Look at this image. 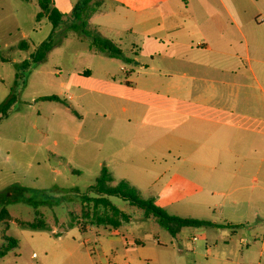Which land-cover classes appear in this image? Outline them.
Returning a JSON list of instances; mask_svg holds the SVG:
<instances>
[{
  "label": "rangeland",
  "instance_id": "rangeland-1",
  "mask_svg": "<svg viewBox=\"0 0 264 264\" xmlns=\"http://www.w3.org/2000/svg\"><path fill=\"white\" fill-rule=\"evenodd\" d=\"M77 1L55 0L64 14L56 36L60 42L45 61L23 68L49 37L52 25L47 18L37 21V0H0V103L11 91L17 96L8 117L0 122V198L5 199L12 185L40 191V200L48 195L45 200L55 204L39 209L46 223L57 229L23 228L19 221H32L34 208L26 202L7 205L12 219L8 225L0 222V248L7 243L5 234L14 237L18 246L0 258V264H174V245L180 254L191 251L192 237L199 242L205 239L195 230L207 227H186L173 237L155 217L146 218L143 209L117 197H111L112 202L130 216L118 234L106 226H91L86 232L69 226L71 213L81 214L80 194L95 183L103 166L115 182L129 181L143 198L155 199L172 215L209 220L218 213L199 214L193 199L204 196V191L189 198L192 191L174 180V172L183 171L182 158L177 156L183 119L168 112L181 103L168 92V77H159L150 41L120 28L119 17L133 21L123 5L134 7V3L95 0L103 10L89 20L92 29L123 50L124 59L96 54L90 39L77 31L63 34ZM22 42L28 48H20ZM53 95L60 101L41 99ZM68 194L71 200L58 203ZM208 232L215 233L220 243L227 239L237 247L240 239L246 240L250 246L240 247V252L254 253L250 264H264L258 256L264 230L243 226L229 229L228 236L213 229ZM138 246L142 249L133 253L131 262L126 251ZM67 247L71 254L64 255Z\"/></svg>",
  "mask_w": 264,
  "mask_h": 264
},
{
  "label": "crops",
  "instance_id": "crops-1",
  "mask_svg": "<svg viewBox=\"0 0 264 264\" xmlns=\"http://www.w3.org/2000/svg\"><path fill=\"white\" fill-rule=\"evenodd\" d=\"M127 1L133 21L119 17L121 30L150 41L159 77H168L167 90L181 103L168 112L183 119V171L174 180L192 191L189 198L204 191L193 201L199 214L218 211L209 221L264 230V0ZM102 10L100 4L91 20ZM175 142L174 135L177 149ZM207 228L229 235L230 228ZM208 229L195 230L205 239L192 237L191 251L180 254L174 245L172 263L250 264L254 253L240 252L246 240L220 243ZM141 249L125 255L133 262Z\"/></svg>",
  "mask_w": 264,
  "mask_h": 264
},
{
  "label": "trees",
  "instance_id": "trees-1",
  "mask_svg": "<svg viewBox=\"0 0 264 264\" xmlns=\"http://www.w3.org/2000/svg\"><path fill=\"white\" fill-rule=\"evenodd\" d=\"M31 1V0H25ZM40 11L37 15V21L42 18H47L51 25L52 30L49 37L43 41L36 51L31 55V60L24 62L23 68H28L32 62H42L47 58L48 53L60 42L56 41L57 31L61 28L64 14L56 7L54 0H37ZM100 6L99 2L95 0H78L72 10V22H70L65 28L64 33L68 30L77 31L82 36L90 39L91 48L96 54H103L110 58H124L123 50L111 39L102 36L95 29L89 26V20L97 12ZM20 48H28L26 42H22L19 45ZM20 73L17 74V77ZM43 100L60 101L57 96H45L41 97ZM17 100L16 94L11 91L9 96L0 103V122L6 119L9 112ZM5 193V199L0 198V222L9 224L11 215L7 209V205L26 202L31 205L35 210V218L32 221H19L21 227L31 230H44L52 231L50 225L46 223L45 216L40 211L39 207L43 204L54 205L50 199H39L40 191L31 190L29 188L12 185ZM11 193V195H10ZM28 194V196H27ZM111 197H117L124 201L129 202L133 206H137L144 211V216L149 218L155 217L165 230H167L173 237H176L183 228L186 227H213V228H230L236 229L241 226H235L231 224L215 223L209 220L179 217L168 213L163 207L156 204L155 199L143 198L139 190L134 187L127 180H120L115 182L112 172L106 166H103L100 174L88 190L81 193L79 198L82 203V209L80 216H76L71 213L70 227L77 226L81 232H86L91 226H106L113 229H118L123 224L130 222V216L118 208L111 200ZM38 198V199H37ZM71 195H65L62 200H71ZM3 238L7 242L0 248V258L7 255V253L18 246V241L11 236L4 235Z\"/></svg>",
  "mask_w": 264,
  "mask_h": 264
},
{
  "label": "built area",
  "instance_id": "built-area-1",
  "mask_svg": "<svg viewBox=\"0 0 264 264\" xmlns=\"http://www.w3.org/2000/svg\"><path fill=\"white\" fill-rule=\"evenodd\" d=\"M194 240H197V238L196 237H194ZM244 241V240H243ZM244 243H245V241H244Z\"/></svg>",
  "mask_w": 264,
  "mask_h": 264
}]
</instances>
